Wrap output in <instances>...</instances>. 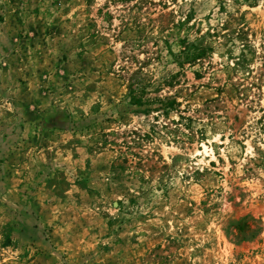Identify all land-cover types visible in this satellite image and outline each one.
Wrapping results in <instances>:
<instances>
[{
  "label": "rangeland",
  "instance_id": "obj_1",
  "mask_svg": "<svg viewBox=\"0 0 264 264\" xmlns=\"http://www.w3.org/2000/svg\"><path fill=\"white\" fill-rule=\"evenodd\" d=\"M0 264H264V0H0Z\"/></svg>",
  "mask_w": 264,
  "mask_h": 264
},
{
  "label": "trees",
  "instance_id": "obj_2",
  "mask_svg": "<svg viewBox=\"0 0 264 264\" xmlns=\"http://www.w3.org/2000/svg\"><path fill=\"white\" fill-rule=\"evenodd\" d=\"M204 55L203 52L192 54V60H198ZM132 99L135 100V102H141V97H137L135 94H133Z\"/></svg>",
  "mask_w": 264,
  "mask_h": 264
}]
</instances>
